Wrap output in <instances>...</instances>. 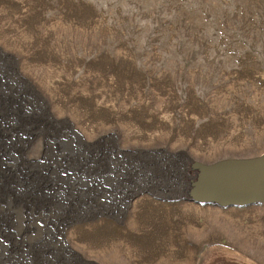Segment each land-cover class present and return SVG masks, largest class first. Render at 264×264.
<instances>
[{"label":"rangeland","instance_id":"1","mask_svg":"<svg viewBox=\"0 0 264 264\" xmlns=\"http://www.w3.org/2000/svg\"><path fill=\"white\" fill-rule=\"evenodd\" d=\"M102 115L195 161L262 154L264 0H0V264H264V205L192 200L114 258L128 237L58 184L54 133Z\"/></svg>","mask_w":264,"mask_h":264},{"label":"crops","instance_id":"2","mask_svg":"<svg viewBox=\"0 0 264 264\" xmlns=\"http://www.w3.org/2000/svg\"><path fill=\"white\" fill-rule=\"evenodd\" d=\"M142 130L148 128L138 120L107 121L102 115L84 132L72 127L59 134L53 132L55 137L62 136V141L66 138L70 149L68 154L64 151L59 155L63 162L57 168L59 194L64 198L58 200L71 205L68 213L101 206L106 212L101 218L110 231L107 234L128 237L122 245L109 244V240L107 245L114 258L128 253V262L134 260L131 253L137 249L132 246L133 237H147L153 227L164 228L171 212L190 200L188 190L196 160L193 147L135 135ZM60 145L54 142L55 149ZM154 220L160 223L153 224Z\"/></svg>","mask_w":264,"mask_h":264},{"label":"water","instance_id":"3","mask_svg":"<svg viewBox=\"0 0 264 264\" xmlns=\"http://www.w3.org/2000/svg\"><path fill=\"white\" fill-rule=\"evenodd\" d=\"M196 171L188 196L219 207L264 205V152L253 157H229L207 163L194 161Z\"/></svg>","mask_w":264,"mask_h":264}]
</instances>
